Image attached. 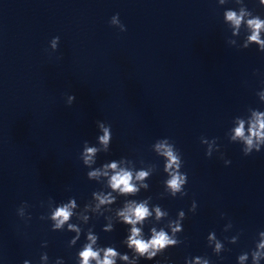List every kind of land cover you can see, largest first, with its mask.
Wrapping results in <instances>:
<instances>
[{"label": "clouds", "instance_id": "obj_1", "mask_svg": "<svg viewBox=\"0 0 264 264\" xmlns=\"http://www.w3.org/2000/svg\"><path fill=\"white\" fill-rule=\"evenodd\" d=\"M229 2H234L238 7L236 9L228 8L223 12V22L227 25L231 32V36L227 38V44L237 49H247L252 45H256L257 50L264 53V18L255 14L250 10L245 0H217L218 5L223 6ZM259 5L264 7V0H258ZM110 25L118 27L121 32L126 31V27L121 23L119 14H115L110 19ZM243 33L242 42H238L239 37ZM60 37H53L50 41L52 50L58 47ZM255 74V73H254ZM259 100L264 103V88L256 93ZM76 97L74 94L68 95L67 104L70 106L74 103ZM246 116H236L233 119V127L227 133L228 139L232 143L242 145V152L248 156L255 152H260L264 147V111L255 108H248ZM99 129L97 136V144L91 145L87 140L83 143V150L80 153V159L85 167L90 169L87 172V178L103 185L98 191H93L91 200L84 204L83 208L77 204L75 197H70L67 202L55 204L49 199L48 214L42 215L41 220L51 222L52 231H64L75 233L68 241V247L71 248L80 240L82 232L85 233V243L76 253V264H117V261L123 264H138V261H151L157 256H162L168 248L177 247L184 241L178 238V234L183 231V221L186 214L183 210L177 213L175 219H168L165 227L159 229L155 226L162 220L169 217L167 210L162 209L160 205H151V196L142 200L127 199V197L137 196L141 190L147 191L149 184L146 182L153 172L156 170L155 165H147L146 167L137 169L135 161L127 157H121L118 160H111L103 163L99 167H93L97 162V155L101 152L108 153L112 141L111 125L103 121L96 122ZM201 143L207 145L205 155L211 157L213 152H219L216 138L211 140L201 137ZM151 149L158 157L163 158V172L167 178L163 181L164 193L175 198L186 196L185 185L188 182L187 173L182 172L184 161L179 149L176 148L174 142L168 138L158 139L152 144ZM223 159V153H221ZM143 163V161H141ZM225 165L231 163L230 160H224ZM103 189H108L105 191ZM125 197L121 207L112 208L118 197ZM29 207L27 202L17 208V215L21 218L31 219L27 215L26 209ZM197 204L192 202L189 211L195 213ZM91 216H103L107 223L103 226V232H112L115 224L120 223L127 226V235L121 241L127 247L131 255L119 252L115 246L99 245V236L93 231V228H87L86 232L82 225H87ZM221 213V218H224ZM75 217L78 223H73ZM153 226L149 228V235L146 237L144 226L149 222ZM233 227L231 221L224 226L227 232ZM168 229L167 231L165 229ZM258 241L255 243L254 249L243 252L237 257V264H247L251 257V264H260L264 260V231L258 233ZM231 243H237L239 234L232 237H225ZM207 244L212 248L216 256L225 251L224 243L217 238L215 232H210L207 236ZM47 247V242L42 244ZM48 254L42 253L40 256L41 264H48ZM23 264H29L25 260ZM55 264H65L62 258H57ZM157 264H160L157 261ZM165 264L170 262L165 260ZM185 264H211L207 256H196L194 258L185 259Z\"/></svg>", "mask_w": 264, "mask_h": 264}]
</instances>
